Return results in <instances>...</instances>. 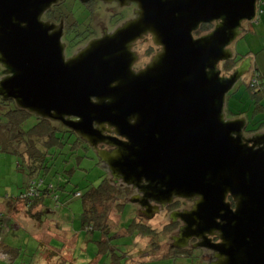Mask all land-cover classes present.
Listing matches in <instances>:
<instances>
[{"label":"water","instance_id":"95a60500","mask_svg":"<svg viewBox=\"0 0 264 264\" xmlns=\"http://www.w3.org/2000/svg\"><path fill=\"white\" fill-rule=\"evenodd\" d=\"M60 1L0 0V97L87 141L152 214L198 198L173 218L184 241L217 233L212 264H264V131L247 136V119L225 113L252 58L229 76L219 68L261 0H101L136 3L138 16L69 58L64 23L42 19ZM148 34L162 51L135 71L132 45Z\"/></svg>","mask_w":264,"mask_h":264},{"label":"rangeland","instance_id":"374dc122","mask_svg":"<svg viewBox=\"0 0 264 264\" xmlns=\"http://www.w3.org/2000/svg\"><path fill=\"white\" fill-rule=\"evenodd\" d=\"M83 4L85 5L72 6L70 9V14L72 15L71 19L76 24L72 22L71 23L73 24L74 28L76 26L81 27L79 28V31L81 32L84 30H89L88 34H90V30H93V33L95 34H91L90 37L82 38L78 44L74 43V45H78L80 48H84L93 37L98 34L101 35L104 33L105 29H108V27L111 28V21L116 19L111 18L113 11L112 9H107L110 7L109 4H100L95 0H85L83 1ZM87 4H90L91 7L86 8ZM262 9L264 10V4L262 5ZM130 14L131 10L129 7L123 9V16H128ZM259 21H245V28L249 32H243L242 35L231 45V48H233L236 59L239 60L238 62L244 58L251 57L253 58V66L255 67L256 65L255 60H258L260 66L258 65L256 67L261 73H264V14L260 17ZM85 25H89L88 29L84 28ZM214 27L215 23H213L209 28L208 26L201 28L199 31L195 32V37H200L205 35L204 33L207 34L211 32ZM84 34H81L80 37H83ZM152 44L153 42L146 43V45L143 46V50H146V48H149ZM143 50L141 49V53H143ZM151 61L152 60H149V58H146V65H148ZM253 66L252 70L255 69ZM219 68L221 69L222 74L228 71L226 69L225 62H221ZM229 71L233 72L232 69ZM251 72L252 71H249L244 74L235 84L234 88L227 94L225 113L227 117L232 118L233 113L242 112L241 114L248 119V122L252 127L263 126L264 92L259 93L257 98L253 97L250 88ZM1 99L2 98L0 97V101ZM29 115L31 127L39 123L38 117L35 114L29 113ZM40 120L46 121L48 124L51 123L50 125L53 129V126L60 128V125H62L59 122L49 119ZM25 130H27V128H25ZM262 131H264V129ZM54 133L57 138L63 139L62 142L64 141V144H62L59 148L53 147L51 154L56 153V155L60 157L61 160L66 159L70 153L74 158L85 156V159L83 158L80 163H72L73 166L72 164H68L69 160L55 166V168L60 171H74V183L78 184L76 186L77 190H85L88 184L93 183L92 181L99 183L102 177L108 175L104 165L103 167L100 165V161L98 163L97 160H93L91 157L87 158L88 146L86 147L84 143L79 142L78 136L74 135V133H65L60 130H54ZM3 148V144L0 143V197H3V199H0V219L4 218L5 214H7V216L10 214V216L15 217L17 223L21 224L23 227H28V230L17 229L13 227V223L10 222V217L5 219V225L3 226L0 233L2 238V240L0 238V264H30L32 249L37 247V245L34 244L36 242L31 240V234H36L35 232L38 228H35L36 224L26 213L23 202H17V198H15V201L13 199V197L18 196V194L26 188L28 182V177L24 172L26 167L23 165L22 169L20 170V167L17 163V155L15 156L9 152V150H4ZM116 183L127 186L122 180ZM4 201L14 202L13 205H17V209L13 211L7 210L8 206ZM81 202L82 201L80 199L76 198L73 205L76 204L77 206L78 204H81ZM136 205L137 204L133 202H128L124 206L115 205L113 210H111L109 218L111 230H119L120 232L126 230L124 228H119L121 226H119L121 218H123V222L127 221L129 218L131 221L135 217L136 220H141L140 217L142 214L140 211L136 215V210L138 209ZM57 219H59L57 216L50 218L47 217L46 223L43 225L44 227L39 228V234H36V236L43 242L44 247L46 248V255L45 258L35 261L34 264H189L186 260L181 262L184 258H179L176 260L174 258L172 259L168 257L170 255L165 254L166 250L168 249V245L167 243L163 245L165 240H163L162 243L163 250L161 251L160 247L158 249V242H161L162 240L156 232L162 231L160 235H163L164 239L167 237L166 230L163 229L162 222H167L168 219L162 215L150 218L149 223L154 229L147 230L149 233H145L144 235L140 234L135 240H133V236H130L129 234L132 235L136 229L130 228L128 231L126 230L128 235H124L122 237H113L111 239H107L104 243L102 238H100V231H96V235L98 237L95 238V241L79 239V242L76 243L75 239L77 234L74 233L73 235V226L67 221L61 222ZM71 219V221H73L74 218L72 217ZM59 224L61 228L58 227ZM139 231L145 230L139 229ZM51 237L61 241H65V239L68 237V240H66L67 243L63 249L52 250L50 249L48 243V240H50ZM1 241L8 243L10 247L17 245V247H15L23 248L22 250L28 248L30 251L27 256H25V253H22L19 257H17L24 258L28 262L22 263L24 259H22L19 263L16 262V260L13 263L7 261L8 259L12 258V251H7L8 257L4 255L2 252L4 244ZM14 242H17V244ZM61 244H63V242ZM162 258L163 260H161ZM3 259L7 260L3 261Z\"/></svg>","mask_w":264,"mask_h":264},{"label":"trees","instance_id":"16d2710c","mask_svg":"<svg viewBox=\"0 0 264 264\" xmlns=\"http://www.w3.org/2000/svg\"><path fill=\"white\" fill-rule=\"evenodd\" d=\"M80 5L82 6L85 4L80 0H67L61 3L63 18L66 19V23L70 25V28H74L72 23H75L71 19L72 15L70 14V9L72 6ZM87 7H91V5L87 4L86 8ZM207 26L209 28L212 24H207L204 27ZM88 27L89 25L84 26L85 29H88ZM79 28L81 27H75V29ZM84 33L87 34V30ZM226 69L230 70L231 67ZM2 76H4V69L0 66V78ZM259 80L260 83L250 82L252 95L256 98L259 93L264 92V73H259L257 81ZM241 113H238L236 116L242 115ZM29 118V112L20 109L15 101L1 99L0 143L3 144L4 150H9L13 155H17L18 166L21 170L23 165H25L26 171L24 170V172L28 177L25 190L21 191L18 196L13 197V199L15 201V198H17V202H23L25 211L28 215L38 222L44 221L48 215H50V217L57 216L59 218L57 219L58 221L69 222L73 228H75L74 233L77 234L76 237L83 240L95 241V238L98 237L96 231H100V238H102L103 243L107 239L113 237L128 235L126 232L130 228L136 229L132 235L129 234L133 236V240L137 239L140 234L144 235L145 233H149L147 230L152 228L137 225L138 220H136V217L131 221L129 218L124 222L122 221L123 218H121L119 223V226H121L119 228H124L127 231L124 230L120 232L119 230H111L109 220L111 210H113L115 205L124 206L126 203L131 202L133 194L131 188L119 185L115 183L109 175H105V177L100 179L101 181L99 183L92 181L93 183L88 184L85 190H77L76 186L78 184L74 183V171H60L57 170L55 166L68 160V164L70 165L75 162L78 164L83 158L85 159V156L74 158L70 153L66 159L61 160L56 153L51 154L53 147L59 148L64 144V141L62 142L63 139L57 138L54 133L55 129L46 121H41L39 118V123L31 127ZM263 127L264 125L258 127L257 130L260 131ZM25 128H27V130H25ZM79 142L81 141L79 140ZM88 157L91 156L87 154V158ZM76 198L82 201L81 204L77 206L76 204L73 205ZM0 199H3V197H0ZM39 207H43L45 210L38 209ZM7 217V214H5L4 218L0 219V233L5 225V219ZM72 217L74 218L73 221H71ZM139 229H144L145 231H139ZM1 242L6 246L3 247L2 252L7 257L8 250L9 252L12 251V253L15 252L16 257H19L18 255L22 253H25V256H27L30 251L28 248L24 250H22L23 248L15 247L10 249V246L4 243V241ZM43 247V242H39L37 247L32 249L31 261L35 262L39 260ZM6 260L7 259H3V261ZM7 261L13 263L14 257ZM25 261L24 259L22 263ZM31 264H33V262Z\"/></svg>","mask_w":264,"mask_h":264},{"label":"flooded vegetation","instance_id":"af4514ba","mask_svg":"<svg viewBox=\"0 0 264 264\" xmlns=\"http://www.w3.org/2000/svg\"><path fill=\"white\" fill-rule=\"evenodd\" d=\"M66 1L67 0H63V1H60L59 3L53 5L52 8L50 10H48L43 15L42 19L44 21H51V22L56 23V24H60L62 22L64 23V35H63L64 41H63V39H62V41L65 42V44H66L65 55L67 58H69V57L75 55L76 53H78L83 48V47L80 48V46H78V45H74V43L78 44L82 38L89 37L91 34H95V33H93L94 32L93 30H90L91 33L88 34L89 30H87V34H84L85 30L81 32V31H79V29L70 28V25L66 23V19L63 18V15L61 12V8H62L61 3H64ZM80 1L83 2L85 0H80ZM95 1L100 3V4L106 3V2H103L101 0H98V1L95 0ZM108 4L110 5V7L107 9H109V10L112 9V11H113V13L111 14L112 15L111 18H116V19H113L111 21V28L108 27L107 30L105 29L104 33L109 32V31L114 32L119 26L123 25L124 23H126L130 20L135 19L138 16V14H137L138 7H137L136 3H129L127 5H121L119 2L114 1V2H110V3H106V5H108ZM126 7L130 8L131 14L128 16L127 15L123 16L122 15L123 9ZM205 25H207V24L201 25V28H203ZM245 27L246 26L243 25V31L246 30ZM104 33H102L101 35L98 34L95 37H93L92 39L99 38ZM81 34H84L83 37H80ZM204 34H206V33H204ZM148 42H153V44L149 48H146V50H143V46L146 45V43H148ZM141 49L143 50V53H141ZM132 51L136 55V61L133 64V69L135 71H140V70L146 68V66H147L146 65V58H149V60H152L156 55H158L162 51V46L155 44L154 39H153V35L148 34V35H144L142 38H139L137 41H135L133 43ZM150 57H151V59H150ZM245 59L246 58H244L240 62H238L239 60L236 59V55H235L234 59L229 60V61H225V66H226V68L231 67V69L234 72V70L237 67H239ZM250 71H252L251 75H250V78H251L250 82L253 81L254 83H257V82L260 83V80L257 81V76L259 75L260 72H258L257 70H252V68L250 69ZM233 72H230L228 70V71H226V73H223V75L229 76ZM237 114L238 113L233 114L232 118H239V117L246 118L243 115L236 116ZM228 118L231 119V117H228ZM253 125H256V124H253ZM60 126H61L60 128H58L57 126H53V127L55 130H60V131L66 132V133H68V132L74 133L69 128H67L63 125H60ZM258 127H260V126L252 127L250 125V123L248 122L247 128L245 129V134L247 136H250V135H253L254 133L260 132L264 129V127H263L260 131H258L257 130ZM74 135L78 136L76 133H74ZM112 135H114V133ZM78 139L82 143H84L86 147L88 146L87 147V150H88L87 154L90 156L92 154L91 158L93 160H97L99 163L100 159L96 155L97 151L89 143H87L85 140H83L81 137H79ZM99 148L100 149H107V150L113 149V147L105 145V144L100 145ZM91 151H93V152H91ZM100 165L102 167L104 165L107 174L115 183L120 181V180H117L116 178L113 177L108 166H106L104 164V162L100 161ZM125 187L131 188V191L133 193L132 196L138 194V190L134 189L132 186L127 185ZM197 200H198V198L184 199V198L176 197V198H174V200L171 204H169L165 207H163V206L158 207L159 208L158 211L155 212L154 214H152V211H154L155 208H152L151 210H147V209H145V208H143L137 204L136 206L138 209L136 210V215L138 214L139 211L142 214V216L140 217L141 220L138 221L137 225L152 228V226L149 223L150 222L149 219L154 218L158 215H162L163 217L168 219L167 222H164V221L162 222L163 229L166 230V236L167 237H166V239H164V236L160 235L162 231L157 232L160 239L162 240L161 242H158V249L160 247V250L161 251L163 250L162 243H163V240H165L163 245H165V243H167V245H168V249L165 252V254L170 255L168 257H170L172 259L174 258L176 260H178L179 258H184L181 262L186 260L189 264H212L215 261V255H214V251L212 249H210L208 247V245L221 242L217 233L215 235H209L207 237L208 239H206V238L205 239L204 238L198 239V238L193 237V238H190L189 241H184L183 239H181V230H182V227L184 226V222L182 220V217H181V215H177L176 217L173 218V214L175 212H178V214H183L187 211H191L193 209V207L196 205ZM228 200H230L232 202V207L234 208L235 203H234L232 197H229ZM153 205H154V203H153ZM152 229H154V228H152ZM161 260H163V258ZM178 264H181V263H178Z\"/></svg>","mask_w":264,"mask_h":264},{"label":"crops","instance_id":"0c3cea01","mask_svg":"<svg viewBox=\"0 0 264 264\" xmlns=\"http://www.w3.org/2000/svg\"><path fill=\"white\" fill-rule=\"evenodd\" d=\"M262 2V3H261ZM260 3H261V5H260V7H259V9H258V15H257V19L255 20V22H258L259 20H260V17L264 14V10L262 9V5L264 4V0H261L260 1ZM260 22V21H259ZM260 24V23H259ZM243 32H249L247 29L246 30H244V31H242V33ZM247 35V34H246ZM245 35V36H246ZM232 50H233V48H232ZM255 67L253 66V58H252V66L255 68H253L254 70H257L258 72H260L258 69H257V67L256 66H260V63H259V61L258 60H255ZM5 202V201H4ZM6 204H7V210H16L17 209V205H13V203L14 202H5ZM5 204V205H6ZM38 209H41V210H45V208H41V207H39ZM38 209H36V210H38ZM27 213V212H26ZM9 214V213H8ZM51 214V213H50ZM30 218H31V220L33 219L30 215H28ZM8 217H10V222H12L13 223V227H15V228H17V229H26V230H28V227H23L21 224H19V223H17V221H16V219H15V217L14 216H10V214H9V216ZM48 218H50V216L48 215ZM36 225H35V228H38L37 229V231L35 232L36 234H39L38 233V231H39V228H42V227H44L43 225H45V223H46V218H45V220L44 221H40V222H38V221H36V220H32ZM59 228H61L60 227V224H59V226H58ZM64 227V226H63ZM62 227V228H63ZM29 232H30V230H29ZM74 232H75V228H74V231H73V235H74ZM31 233V232H30ZM36 234H31V240H34L36 243H34V244H36V245H38L39 244V242H42L40 239H38V237L36 236ZM77 236V235H76ZM80 236V235H79ZM80 238H77L76 237V239H75V242L76 243H78ZM66 240H68V237L65 239V241H61V240H58V239H55V238H53V237H51L50 238V240H48V243H49V246H50V249H56V250H59V249H63L64 248V246L66 245ZM81 240V239H80ZM63 242V244H61ZM15 244H17V242H14ZM7 245H8V243H6ZM9 246V245H8ZM16 247H17V245H15ZM15 246H11L10 248H14ZM57 246H59V247H57ZM4 247H6V246H4ZM15 247V248H16ZM16 250V249H15ZM13 254V256L12 257H14V261L16 260V262H20L22 259H20V258H17L16 256H15V252H13L12 253ZM45 255H46V248L45 247H43V251L41 252V256H40V258L39 259H43V258H45ZM18 256H20V255H18ZM33 260H34V258H33ZM25 262H28V261H25ZM33 262V264L35 263L34 261H31V263ZM30 263V264H31Z\"/></svg>","mask_w":264,"mask_h":264}]
</instances>
